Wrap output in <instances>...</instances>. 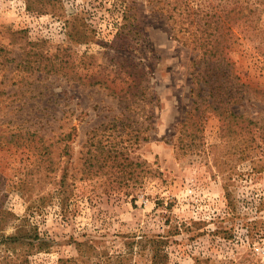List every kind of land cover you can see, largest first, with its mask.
<instances>
[{
  "label": "rangeland",
  "instance_id": "obj_1",
  "mask_svg": "<svg viewBox=\"0 0 264 264\" xmlns=\"http://www.w3.org/2000/svg\"><path fill=\"white\" fill-rule=\"evenodd\" d=\"M197 21L241 83L232 132L196 95ZM263 91L264 0H0V208L49 241L0 264H160L159 234L168 264H264Z\"/></svg>",
  "mask_w": 264,
  "mask_h": 264
},
{
  "label": "trees",
  "instance_id": "obj_2",
  "mask_svg": "<svg viewBox=\"0 0 264 264\" xmlns=\"http://www.w3.org/2000/svg\"><path fill=\"white\" fill-rule=\"evenodd\" d=\"M28 8L32 9V6L29 4ZM181 8L182 7L179 9ZM174 10L175 7H173L169 15V19L173 22V28H177L178 26L179 32L184 31L188 33L190 31V26H192L194 22H188L187 19L178 21L174 16ZM195 24H197V30L201 31V34L191 32L193 37L190 42L192 44V49L196 52V56L192 62L194 78L199 87V91L196 95L203 100L211 98L212 101L209 103L208 107L213 108L220 117L223 132H232L235 128V124L237 125V120L243 119V115L235 112L233 108L234 104L238 102V94L243 91L241 90L239 92V90L236 89V87L241 84L236 81L239 77L235 75L231 59L227 57V54L221 49L223 46L222 41H225V39L219 35L207 37L201 29V22L197 21ZM211 27H214L216 31L219 27V23L215 22V25ZM206 86L208 87L205 89ZM251 122L254 123V121ZM10 216H13L15 219V230L13 233L5 235L3 231L0 230V244L4 243L7 250L17 252V245L26 244L28 254L31 255L41 252L49 246V241L41 236L38 227L28 218L15 217V215H12L2 208H0V226L7 224ZM146 242H148L147 244H149L151 249L153 262L168 264V240L166 235L159 234L156 237L146 239ZM125 256L126 255H121L117 257L116 261L113 260L111 264H125ZM27 264H30L28 258Z\"/></svg>",
  "mask_w": 264,
  "mask_h": 264
}]
</instances>
